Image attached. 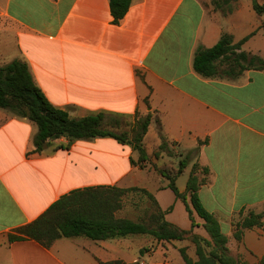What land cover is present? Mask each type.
<instances>
[{"label":"crops","instance_id":"1","mask_svg":"<svg viewBox=\"0 0 264 264\" xmlns=\"http://www.w3.org/2000/svg\"><path fill=\"white\" fill-rule=\"evenodd\" d=\"M232 8L223 14L212 0H132L115 22L109 0H0V66L25 62L45 97L73 118L103 114L105 126L131 129L151 115L142 139L148 159L133 164L137 152L112 137L58 138L35 152L36 125L0 109V264H184L181 248L195 261L188 239L76 237L49 248L7 240L60 197L98 186L144 189L162 211L172 208L167 222L189 231L187 212H175L183 202L158 171L177 170L192 151L176 178L178 191L186 192L194 162L206 167L198 196L218 218L230 255L264 264V222L245 230L239 242L232 237L240 212L264 207V70L205 78L193 68L196 49L214 46L224 34L234 43L249 36L241 50L264 59V14L255 13L251 0H237ZM160 136L171 155H154ZM193 217L192 233L208 238L200 233L202 220Z\"/></svg>","mask_w":264,"mask_h":264},{"label":"trees","instance_id":"2","mask_svg":"<svg viewBox=\"0 0 264 264\" xmlns=\"http://www.w3.org/2000/svg\"><path fill=\"white\" fill-rule=\"evenodd\" d=\"M132 0H109L110 11L117 22L121 19ZM237 0H212L214 8L223 14L232 11V4ZM252 8L258 16L264 14V5L251 0ZM226 6V7H225ZM264 29V22L261 26ZM249 37V36H248ZM248 37L234 43L230 35L224 34L210 48L198 47L194 54L193 68L205 78H236L249 69L264 70V59L241 50ZM0 109L26 118L34 123L37 132L33 139L34 151L41 152L58 138L68 141L90 140L98 137H112L122 144H128L138 154L141 164L148 157L142 144L151 115L137 119L130 133H115L104 125L103 114L73 118L67 112L57 109L33 81L25 62L15 59L0 66ZM119 123L116 122V125ZM161 137V144L154 154L164 152L171 155L170 144ZM195 152H189L178 162L177 170L164 167L158 172L168 180L167 188L176 199L183 202L191 227L195 226L193 214L202 220V227L208 238L200 237L189 231L179 229L165 220L155 198L144 189L137 187L118 188L98 186L76 189L60 197L34 221L14 230L7 235L8 242L34 240L49 248L59 239L84 237L90 240H109L133 236H146L157 242L181 241L188 239L195 246L196 260L193 261L184 248L179 249L184 264H245L230 255L228 237L222 232L218 218L208 212L201 204L198 192L207 183L209 170L194 162L186 183V192L180 193L176 187V178L190 163ZM130 193H140L152 202V211L147 220L134 221L118 217L117 213L124 206V199ZM239 219L232 222V237L241 241L245 230L258 228L264 222V207L260 212L253 210L240 212ZM146 249L140 250V253ZM118 264L119 261L110 264Z\"/></svg>","mask_w":264,"mask_h":264},{"label":"rangeland","instance_id":"3","mask_svg":"<svg viewBox=\"0 0 264 264\" xmlns=\"http://www.w3.org/2000/svg\"><path fill=\"white\" fill-rule=\"evenodd\" d=\"M105 128L115 132V133H130L131 129L129 126H106ZM192 160H190L191 162ZM172 196V193H168ZM125 211L121 213L123 217L129 218L134 221L147 220L149 214L152 211V202L140 193H130L124 199ZM176 214L185 215L186 211L182 204L178 205L176 209ZM239 219V216L235 218V221ZM200 233L207 236V233L203 228H201Z\"/></svg>","mask_w":264,"mask_h":264}]
</instances>
